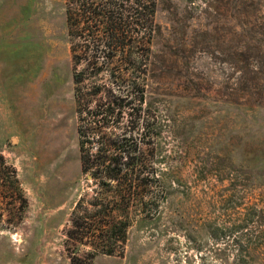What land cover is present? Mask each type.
Masks as SVG:
<instances>
[{
	"label": "rangeland",
	"instance_id": "1",
	"mask_svg": "<svg viewBox=\"0 0 264 264\" xmlns=\"http://www.w3.org/2000/svg\"><path fill=\"white\" fill-rule=\"evenodd\" d=\"M154 21L139 64L75 65L65 0H0V264H89L91 244L123 252L91 264H264V0H157ZM113 158L139 178L108 179ZM129 189L123 245L67 239L79 201L98 226Z\"/></svg>",
	"mask_w": 264,
	"mask_h": 264
},
{
	"label": "trees",
	"instance_id": "2",
	"mask_svg": "<svg viewBox=\"0 0 264 264\" xmlns=\"http://www.w3.org/2000/svg\"><path fill=\"white\" fill-rule=\"evenodd\" d=\"M157 0H65V17L68 27V36L70 43V51L72 54V62L75 65L80 63L81 56L78 54V49L83 48V54L89 52L93 53L95 59L92 63H97L98 59H102L101 66H108L112 64L116 56L121 55V63H130L135 66L141 62L139 58V51L143 46V39L146 38V43H149L158 31V26L155 24L154 16L156 12ZM82 39L84 44L74 42L76 39ZM85 38V39H84ZM84 59H87L84 56ZM73 84L75 85L74 98L80 105V88L78 85L82 82V75L75 70L72 73ZM99 87H95L93 94L96 95L100 92ZM115 109H112V114ZM77 109V113H79ZM82 134L81 125H77L78 135V151L80 168L82 173H90L92 178H96L98 172H90L91 163L87 155L83 154V145L80 139ZM137 156L141 155L140 150L133 151ZM115 165L106 166L105 175L108 179L119 180L124 178L128 181V175H134L135 179L139 178V173L134 172V169L129 171L128 163L119 164L113 158ZM129 172H131L129 174ZM132 182V181H130ZM132 191L126 190L121 196V202H116L110 207L104 209V216L108 220L107 223H101L98 226L94 224H87L88 220L86 211L84 214L77 217V211L82 207V201H79L73 209V217L71 219V229L67 230L66 236L68 240L79 239V245L83 241L90 239L91 235L98 231L106 238V244L109 239L121 235V244L125 240L126 222L123 218L130 209L133 203ZM117 208H116V207ZM115 207V208H114ZM84 209V207H83ZM101 212H99L100 214ZM75 214V217H74ZM85 222V223H83ZM94 223V222H93ZM105 224V225H104ZM89 225V228L86 226ZM90 230L91 234H88ZM115 244V243H114ZM93 252L91 253V261L97 253L106 255H122V250L116 252L112 246H96L91 244ZM70 264H77L78 258L73 256L69 257Z\"/></svg>",
	"mask_w": 264,
	"mask_h": 264
}]
</instances>
